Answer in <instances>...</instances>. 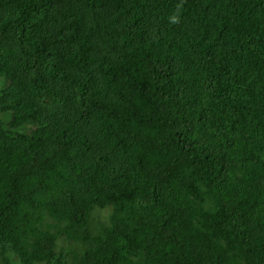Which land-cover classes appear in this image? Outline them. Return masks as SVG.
<instances>
[{"label": "trees", "instance_id": "16d2710c", "mask_svg": "<svg viewBox=\"0 0 264 264\" xmlns=\"http://www.w3.org/2000/svg\"><path fill=\"white\" fill-rule=\"evenodd\" d=\"M0 78V264H264V0H0Z\"/></svg>", "mask_w": 264, "mask_h": 264}, {"label": "rangeland", "instance_id": "374dc122", "mask_svg": "<svg viewBox=\"0 0 264 264\" xmlns=\"http://www.w3.org/2000/svg\"><path fill=\"white\" fill-rule=\"evenodd\" d=\"M6 84H7V79H6V78H0V93H1V91L3 90V88L6 86ZM3 116H4V115H3ZM3 116H2V112H0V117H3ZM102 214H103V216H105V215L107 214V212L104 211V212H102ZM61 241H63V240H62V239H59L58 244H59ZM14 262H15V264H20V263H18L15 259H14Z\"/></svg>", "mask_w": 264, "mask_h": 264}]
</instances>
